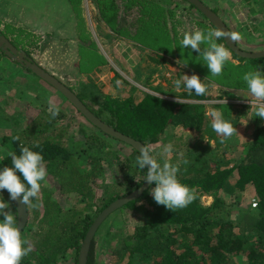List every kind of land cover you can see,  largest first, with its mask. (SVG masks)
<instances>
[{
	"label": "trees",
	"instance_id": "1",
	"mask_svg": "<svg viewBox=\"0 0 264 264\" xmlns=\"http://www.w3.org/2000/svg\"><path fill=\"white\" fill-rule=\"evenodd\" d=\"M147 1L141 3L144 8L153 7L156 10L155 20L160 21L161 15L165 16L166 11L173 15V10L165 7L166 0H153L152 3ZM181 1L195 9L202 19L204 18L205 22L201 24V27L207 28L202 30L207 32L216 29L194 5L187 0ZM97 3L101 20L110 29L118 30V34L124 29L121 25L122 21L126 19L132 22L133 20V17L126 16L125 11L129 12L137 5L135 0H97ZM213 9L216 12L220 11L216 7ZM248 13L250 14L249 11L243 12V18L255 24L257 22L255 16L248 18ZM218 14L220 15L221 11ZM225 22L235 33L236 29L228 21ZM154 26L159 30H165V24ZM247 27L248 25L241 29L246 31ZM9 29L10 26L5 25L2 31L19 49L25 50L29 56L34 54V49L30 46L35 45L34 37L38 36H30L33 37L32 41L29 37L26 43V37H23L22 32L13 31L8 35L6 31ZM90 35L87 31V38L85 40L80 38L84 48L89 46L92 48L80 54L81 59L89 55L101 56L105 59L104 55L94 47L96 43ZM168 42L171 43V40ZM217 43L225 44V41L221 38L217 40ZM225 46L233 58L242 64L233 63L231 68L232 62L228 60L219 76L227 79L236 78L235 69L243 64L249 65L248 67H258V70L264 71V57L256 59L240 57L226 44ZM4 58L8 57L0 49V63ZM13 62L27 71L30 78H35V80L31 79L33 83H43L42 90L32 91L39 99L43 97L44 103L47 102L49 93L52 91L60 95L59 105H57L60 112L53 119L50 113L45 115L46 110H43L29 126L24 127L25 117L23 114H18L19 127L10 136L5 135L0 143V169L12 166L11 158L7 153L15 152L19 155L23 144L43 156L46 171H50L56 180L61 181V192L76 191L79 194V200L86 202L82 210H69L70 208L66 210L57 203L49 191H44L43 198H39L38 201L33 198L32 203H39L41 200L44 204L43 220L32 235L33 239L27 240L33 247V251L23 257L20 263L66 264L71 261L73 264H78L81 245L96 217L110 203L139 188L144 180L136 179V175L140 172L144 179L146 169L142 171L136 164V158L140 154L138 150L96 128L59 91L28 68H24L16 61ZM90 62V65L86 63L80 65L82 70L101 66L97 65L94 59ZM7 69L17 70L15 66L3 65L0 66V73ZM7 78L9 79L8 74ZM7 78L5 83L0 84V102L4 100L0 104V128L8 121L6 120L8 114L5 112L6 108L12 104L8 99V102L4 99L9 89ZM120 79L125 85L130 84L115 71L114 82ZM209 81L211 83L213 80L209 79ZM64 83L71 89L77 90L78 94L75 92L80 99L102 120L150 147L158 163L162 164L167 159L178 166L177 179L183 185L196 190V198L193 202L184 208L170 211L165 206L158 205L149 194V189L155 187L153 183L138 200L129 202L116 210L100 226L91 243L87 264H104L99 257L106 254L107 250H111V256L108 254L110 261L109 258L106 260L109 264L114 256H117L118 261L126 259V264H231L235 258H245L247 264H264V120L256 117L252 111L246 112L244 108H250V106L244 104L240 106L241 108L237 107L238 112L233 118L228 113L223 115L224 119L230 122L243 121L249 114L252 115L248 124L253 132L246 141L243 157L238 161L234 157L228 158L225 139L212 130L211 117L207 114L208 107L204 103L169 100L148 93L138 102L133 96L120 101L115 96L105 93L103 87L92 79L82 81L76 87ZM181 87L184 88L183 84ZM15 91L16 96L33 93L24 87H15ZM181 95L189 100L208 99L206 94L197 96L194 90L192 94L183 92ZM29 98L31 99V95ZM29 103L33 104L31 100ZM213 107L220 106L215 104ZM68 114L81 119L78 124L79 130H77L80 133L79 138L71 135V126L57 127L58 124H55L57 120L63 121L69 118ZM174 128L179 133L169 132ZM186 134L188 139H185ZM16 136L20 139L14 140L13 137ZM222 139H224L223 143H221ZM173 142H176L172 151L174 155L171 158L162 155L158 160L152 151L151 144L160 146ZM67 146H72L75 152L69 150ZM114 169L119 173L116 175V189H113L114 184L105 180L107 171ZM17 175L21 174L17 173ZM21 179H23L22 176ZM92 182L103 187V193L98 197L99 205L94 201ZM250 187L255 191L257 207H253L251 202L249 206H243L239 201L232 202L231 197L237 193L243 195L251 189ZM205 196L212 197L211 205H204L202 198ZM0 199L13 204V213L17 219L16 207L10 200L7 190H0ZM27 206L29 220L21 233L22 239H26L25 235L31 229L30 225L35 216L34 210L30 209V205ZM91 206L93 210L88 211ZM128 215L138 221L132 229L133 232H127L125 227L121 231H113L111 225L107 230V239L104 238L105 241L97 239L108 221L120 222L124 216ZM2 219L3 217L0 216V220Z\"/></svg>",
	"mask_w": 264,
	"mask_h": 264
},
{
	"label": "rangeland",
	"instance_id": "2",
	"mask_svg": "<svg viewBox=\"0 0 264 264\" xmlns=\"http://www.w3.org/2000/svg\"><path fill=\"white\" fill-rule=\"evenodd\" d=\"M24 1L25 0H0V28L4 29L5 24L8 23L6 25H9L10 29L7 31L5 30L6 33L9 35V33H12L13 31L22 32L23 37H26L25 42L27 43L29 41V37L32 36L30 31L34 32V28L39 22L33 20L32 23V20H30L31 17L24 18L29 17L32 14V10L20 7V4ZM135 1H137V5H135L129 12L128 10L125 11V14H127L126 16L129 15L130 17H133V20L132 22L126 19L122 21L121 25L122 28H124L123 31L121 29L122 33L118 34V30L116 31L110 29L102 21L95 22L97 17H95L93 21V14L92 18L91 16L88 17V29H86V33L89 30V32L91 33V38L96 43L94 47H96L99 52L104 55V58L106 60L102 59L101 56L93 57V55H89L85 59H81V57L79 58L76 53H72L71 51H69L70 49L76 50L77 47H79L77 46V39L79 40V38H81L83 40V36L79 38H72L73 40L71 39L70 41H67L66 38H64L65 36L62 38L56 36L52 39H46V42L43 41L44 37H34L35 40L33 41V44L35 45L30 46V48L34 49V54H32L33 56L31 55L32 58L34 57V60L36 62L44 66L47 70L52 72L58 78L62 79L64 82L69 83L74 87L78 86L82 81L92 79L103 87V91L105 93L110 94L113 97L115 96L120 101L133 96L135 101L138 102L143 99L144 96L148 93L157 95L159 97H165L169 100L204 103L208 108H215L213 106L216 103L209 102L216 100H227V103L219 104L220 107H217L216 109L221 111L223 115L228 113L231 118L236 116V113L238 112L237 107H240L244 104L250 106L249 102L245 99L249 98V93L242 77L246 72L255 70L256 68L258 69V67L251 66V68L248 67L249 65L243 64L240 65V68L235 69V71L237 72V75L235 76L236 78L232 77L227 79L223 76L213 77L210 75V72L206 65L203 64L204 62L202 58L198 57L199 53L191 51L190 49H183L181 47L180 41L182 40L183 34L185 32H192L198 29L202 30L204 28H207L201 27V24H204L205 21H203L204 18L202 19V17L199 16L198 12L195 9L188 7V5L181 0H166L165 7L172 9L173 15L166 11V18L162 14V19H160V21H157L154 19L156 10L153 7L144 8L143 4L141 3L147 0ZM246 1L247 0H205V2L211 8L216 7L217 10H220V15H222V17H224V19H226L234 29H236L235 33H238L240 35V39L237 40V42L241 48L250 52L262 51L264 50V0H252V4L250 6L252 14L248 13V15L256 16L259 19L255 24L251 23V25L247 27L246 31H244L241 28H244L246 26L244 24H246L247 22V19L243 18V10L246 11L244 9V4ZM152 2L153 0L147 1V3ZM249 4L250 3H246L245 6H248ZM35 8L39 10L38 7ZM40 10H42L41 7ZM220 11L217 12L220 13ZM34 16L36 17V19L41 17L36 16L35 13ZM10 18H12V20H17L16 24H14L15 26L11 25L8 22ZM161 23L165 24L166 31L159 30L156 26H154H159L161 25ZM102 26L105 29H101ZM32 39L33 37L30 41H32ZM85 39L86 38H84V40ZM168 40H171V43H169ZM58 44L61 46H57ZM69 44H71L72 46H69ZM52 46L56 47V51H53V53L50 52ZM83 46L84 45L82 43L78 48L79 54L92 49L90 46L87 48H84ZM204 47L205 45L202 44L201 48ZM60 48L62 49L60 51H57ZM167 48L168 51H166ZM190 52L191 55H189ZM91 59H94L95 63L97 65L100 64L101 66H94L90 70H82V66L80 65H84L85 63L86 65H90ZM229 60H231L232 62L231 68L233 67V63H241L240 61L234 59L232 54ZM177 61L179 62L177 63ZM7 70L3 73H0V84L6 82L7 72L9 73L10 69ZM21 70V78H23V84L21 85V87H24L26 90L30 91L42 90L41 84L43 83L39 81L38 84H36V82L33 83L31 79L35 80V78L31 77L30 79L27 71H24L23 69ZM115 71H117L121 75V78L125 79L130 84L125 85L122 82V79L118 80L115 83ZM261 72L264 73L263 70H261ZM192 74L198 75L201 78L202 82L208 87V90L206 92V95L208 96L207 100L198 101L194 99H185L181 95L183 92H186L184 88L181 87L179 91L175 88L174 81L176 79L182 78L183 75L191 76ZM209 79L213 81H211L210 83ZM206 81H208L209 83H207ZM120 84H122V86H120ZM74 91L77 92V90ZM32 92V94L28 92V94H19L17 96L16 94H10V96L7 98L8 100L11 99V96L14 99L16 98L18 101V107L15 108L11 104L12 109H10L9 107L6 108L5 114H8L9 117L6 119L8 121H6V123H4L0 128V143L2 142L5 135L10 136L14 133L12 131L19 127V124L17 122L19 118L15 117L18 114H23L25 117L23 120V127L29 126V124L32 123V120L35 119L43 110H46L45 115H48L49 100H51L56 106L59 105L58 103L61 97L53 91L49 93L50 95L46 103L43 102V97L42 99H39L38 97H36L34 91ZM29 95H31V99L29 98ZM7 99L6 101H8ZM30 100L33 102L32 105L29 103ZM2 101L4 100L2 99L0 104L2 103ZM27 105L31 106L28 107ZM244 109L246 112L251 113V111H249V107ZM68 115L69 118L67 117L63 121L57 120L55 124H58L57 127L71 126V135L79 138L80 133H78L77 130H79L78 124L80 123L81 119L74 115L73 116L75 118L72 117V114ZM251 116L252 115L249 114V116H247L243 121H231V124L234 127L236 126L238 133L232 135L230 138L225 139V146L228 150V158L234 157L239 161L243 157L245 153L246 141L250 137L251 132H253V129L249 127L248 124ZM13 118H15L14 123L11 120ZM169 132L179 133V131L175 128L170 129ZM187 136L188 134H186L185 139H188ZM175 143H171L172 148H174ZM165 145L167 144H162L160 146H158V144H151L152 151L158 160H160L162 156V149ZM67 147L69 150L75 152V149L72 148V146ZM173 155L174 153L172 152L171 156H166V158H171ZM106 174L107 176L105 180L112 185L114 184L113 189H116V175H119V173L116 169H114L108 170ZM136 179L140 181L144 180L140 172L137 173ZM60 182V180H56L55 176H53L50 171L47 172L45 181L41 182L42 187L39 198H43L44 191H49L51 192L52 197L56 199L57 203L64 209H84L86 206V202L83 200H79V194L76 191H68L65 193L61 192ZM91 188H93L92 191L94 192V201L96 203L98 202L97 205H99L100 202L98 197L102 195L103 187L99 186L96 182H92ZM253 197L255 198V191L253 188H251L243 195H239L237 193L236 195L231 197V200L232 202L239 201L243 206H249L250 202H252V200L254 199ZM212 201V197L209 196H205L202 198V202L206 206L211 205ZM8 204V210L14 212L13 204L11 205L10 202H8ZM38 204L39 207L36 208L30 206V209L34 210L35 216L33 218V222L31 218V229L28 230L25 235L26 240L33 239L32 235L43 220L42 214L44 211V204L41 200ZM92 210L93 207L91 206L88 211ZM40 212L41 215H39ZM126 212L128 213V211ZM122 219L123 220H121L120 222L108 221L103 227L102 233L98 235L97 239H102L103 241H105L104 238L107 239V230L111 227V225L113 226V231H121L122 228L125 227L127 232H133L132 229L135 223L138 221L133 217H130V215L124 216ZM108 254L111 256V250H107L106 254L99 257L102 263H107V258H109L110 261V257ZM66 264L73 263L70 261ZM107 264H109V262ZM111 264H126V259L124 261H118L117 256H114L111 259ZM231 264L247 263L245 258H235V261Z\"/></svg>",
	"mask_w": 264,
	"mask_h": 264
},
{
	"label": "clouds",
	"instance_id": "3",
	"mask_svg": "<svg viewBox=\"0 0 264 264\" xmlns=\"http://www.w3.org/2000/svg\"><path fill=\"white\" fill-rule=\"evenodd\" d=\"M221 38L225 41L235 42L240 39V35L228 33L220 28L207 32L198 29L185 32L180 45L183 49L199 53L198 57L202 58L210 75L215 77L222 73L224 64L231 56L225 44L217 43V40ZM202 44L205 45L204 48H201ZM242 79L249 93V98H245L250 104L249 111L264 120V73L256 68L246 72ZM182 84L184 90L189 94H192L193 90L197 96H203L207 92V86L196 74L183 75L182 78L174 81L178 91ZM209 103L223 104L227 103V100H216ZM48 112L55 119L59 115L60 108L49 100ZM207 114L211 117V128L218 136L227 139L238 133L236 126L234 127L230 121L225 120L222 112L218 109L209 107ZM13 139L19 140L20 138L16 136ZM224 139L221 140V143L224 142ZM36 146L38 147V145ZM138 151L140 154L136 158V164L140 170L145 171L146 169L144 181L155 184L154 188L149 189V194L158 205L175 211L193 202L196 198V190L180 183L177 179L178 166L173 165L167 159L162 164L158 163L152 155L150 147L141 146ZM172 151V144L169 143L163 147L162 155L171 156ZM7 155L11 158L12 166L0 169V190H7L11 201L30 205L33 208L39 207L38 203H32V201L33 198L39 200L41 182L45 181L47 176L43 156L23 144L20 147L19 155L15 152H8ZM184 162L187 163V161ZM17 173L21 175L18 176ZM8 209L9 204L0 199V216L3 217L0 220V264H20L22 258L33 251V247L26 239L21 238L16 216Z\"/></svg>",
	"mask_w": 264,
	"mask_h": 264
},
{
	"label": "water",
	"instance_id": "4",
	"mask_svg": "<svg viewBox=\"0 0 264 264\" xmlns=\"http://www.w3.org/2000/svg\"><path fill=\"white\" fill-rule=\"evenodd\" d=\"M187 1L190 2L192 5H194L209 20V22L213 26H215L216 29L220 28L228 33H233V31L231 30L229 25L225 22V20L217 12H215L213 8H211L206 3H204L203 0H187ZM225 44L231 49V51H233L240 57L252 58V59L264 57V50L258 52L246 51L239 46L237 41L232 42L231 40H226ZM0 49L5 53V55L8 58L18 62L24 68H28L36 76H38L43 81H45L53 88H55L57 91H59L92 125H94L96 128H98L105 134L110 135L121 141H124L125 143L129 144L136 150H139L141 146H146L140 140H137L129 135L124 134L120 130L109 125L107 122H105L100 117H98L80 99V97L76 94L74 90H72L61 79H59L56 75H54L49 70H47L41 64L37 63L31 56L27 54L25 50L19 49L4 34L1 28H0ZM152 184H149L146 181H144L139 188L135 189L126 196L116 199L115 201L110 203L104 210H102V212L96 217V219L90 226L85 236V239L81 245L78 256V264H87L89 251L93 238L95 237L100 226L108 219V217L116 210L128 204L129 202L138 200L143 195V193L151 187ZM12 202L16 207L17 223L22 233L29 219L28 206L19 204L15 201Z\"/></svg>",
	"mask_w": 264,
	"mask_h": 264
},
{
	"label": "crops",
	"instance_id": "5",
	"mask_svg": "<svg viewBox=\"0 0 264 264\" xmlns=\"http://www.w3.org/2000/svg\"><path fill=\"white\" fill-rule=\"evenodd\" d=\"M246 3H250V4L248 6H245ZM245 4H244V9L247 12L249 11L251 13V10H250L251 7L250 6L252 4V0H247L245 2ZM20 7L32 10V14L29 17H24V18H30L31 17L30 20H32V23H33V20L39 22L36 24V26L34 28V32L30 31V33L33 36L44 37V40H43L44 42L47 41L46 39H52V38H55L56 36H59L61 38L65 36L64 38H66L67 41H70L72 38H79L81 36H83L84 38H87L85 31H86V29H88V27H87L88 26V21H87L88 17L91 16V18H92V14H93V21H94L95 17H97L95 22L102 21L100 18V11L98 8L97 0H25L24 2H22L20 4ZM35 7H38L39 10H37ZM40 7L42 8V10H40ZM246 11L243 10V12H246ZM34 13L36 14V16H41L43 18L39 17L38 19H36V17L34 16ZM220 16L222 17V15H220ZM6 18H7V15H6ZM222 18L224 19V17H222ZM248 18H249V15H248ZM255 19H256V21H258L259 18L255 16ZM224 20L227 21L226 19H224ZM8 22L11 25H14V24H16L17 20H12V18H10V20ZM251 23H254V22L251 20H247L246 24H244V25L250 26ZM6 24H8V23H6ZM102 28H104V27L102 26L101 29ZM36 32H38V33H36ZM88 32H89V30H88ZM98 36H99V34H98ZM77 41H78L77 46L80 47L81 46L80 38H79V40L77 39ZM57 46H61V45L58 44ZM69 46H72V45L69 44ZM79 47H77L76 50L70 49L69 51H71L72 53H76L80 58L81 56L78 53ZM61 49L62 48L58 49L57 51H60ZM53 51H56V47H54V46H52L50 49L51 53H53ZM13 61L14 60H12L10 58H4L2 60V62L0 63V66H3V65L11 66L12 65V66L18 67L17 70H15V71L13 69V70H10L9 73L7 72L9 79L7 77L6 78H7L8 84H9V89L7 90V93H5L4 99H7L10 96V94H15L16 93V91L14 92L15 87H21V85L23 84V82H22L23 78H21L22 70L19 68V66L15 65V63ZM81 61H83V60H81ZM18 69H20V70H18ZM6 95L8 96L7 98H6ZM9 101H11L13 106L18 105L17 99L16 98L14 99L12 96H11V99ZM6 102H8V101H6ZM16 102H17V104H16ZM9 107H11V105ZM15 108H17V107H15ZM15 117L17 118L20 116L17 115ZM14 119L15 118L11 119L13 121V123H14ZM12 132H14V130Z\"/></svg>",
	"mask_w": 264,
	"mask_h": 264
},
{
	"label": "built area",
	"instance_id": "6",
	"mask_svg": "<svg viewBox=\"0 0 264 264\" xmlns=\"http://www.w3.org/2000/svg\"><path fill=\"white\" fill-rule=\"evenodd\" d=\"M252 206L253 207H257L258 206V201L255 198L252 200Z\"/></svg>",
	"mask_w": 264,
	"mask_h": 264
}]
</instances>
